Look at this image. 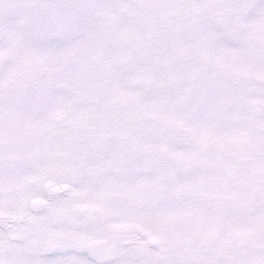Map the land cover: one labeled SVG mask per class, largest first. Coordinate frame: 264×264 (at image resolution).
I'll list each match as a JSON object with an SVG mask.
<instances>
[{
    "label": "snow or ice",
    "instance_id": "snow-or-ice-1",
    "mask_svg": "<svg viewBox=\"0 0 264 264\" xmlns=\"http://www.w3.org/2000/svg\"><path fill=\"white\" fill-rule=\"evenodd\" d=\"M0 264H264V0H0Z\"/></svg>",
    "mask_w": 264,
    "mask_h": 264
}]
</instances>
